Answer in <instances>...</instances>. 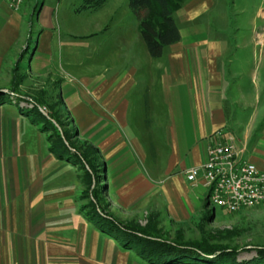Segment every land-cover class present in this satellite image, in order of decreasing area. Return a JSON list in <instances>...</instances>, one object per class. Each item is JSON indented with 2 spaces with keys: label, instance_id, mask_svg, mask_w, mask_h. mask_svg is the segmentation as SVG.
<instances>
[{
  "label": "crops",
  "instance_id": "obj_1",
  "mask_svg": "<svg viewBox=\"0 0 264 264\" xmlns=\"http://www.w3.org/2000/svg\"><path fill=\"white\" fill-rule=\"evenodd\" d=\"M25 9L13 12L0 1V264H156L124 246L129 237L101 234L80 212L74 171L49 153L28 111L4 102L2 96L21 102L52 95L38 86L31 90L39 95H27L25 83L57 85L74 127L104 154L109 218L168 243L175 241L165 239L169 228L189 222L205 237L204 222L220 216L185 171L230 138L264 172V61L253 68L231 59L225 34L202 24L203 0H184L173 14L179 41L161 57L151 58L140 34L114 13L104 24V77L87 87L66 83L49 8L39 12L37 43L22 69L31 35ZM248 212L264 217V206Z\"/></svg>",
  "mask_w": 264,
  "mask_h": 264
},
{
  "label": "rangeland",
  "instance_id": "obj_2",
  "mask_svg": "<svg viewBox=\"0 0 264 264\" xmlns=\"http://www.w3.org/2000/svg\"><path fill=\"white\" fill-rule=\"evenodd\" d=\"M98 1L26 0L23 7L26 5L25 10L28 15L26 20L30 25L31 35L28 39V55L22 69L27 68V63L37 43L40 32L39 12L49 8L54 11V17H56L54 20L56 23L55 44L59 48L57 52L61 67L59 71L60 74L63 72L68 74L64 78L62 75V80L64 79L66 83L78 82L81 85L85 82V87H87L88 82L97 80L101 76L104 77V24L108 17L116 13L114 18L116 20L119 18L120 22L123 21L127 31L136 35L140 33L138 21L128 7V0H101L100 3ZM203 3L205 11L201 18L202 24L209 23L212 29L216 26L213 30H220L225 34L231 44V59L249 61L253 68L259 65L258 62L264 61V0H203ZM146 18L156 29H160L156 10H150ZM120 35L117 40L122 41L124 38L121 33ZM37 86L44 89L51 87L47 90L52 91L49 99L31 98L29 101L19 102L18 99L11 101L6 96L2 97L5 103H14L22 111L29 112H27L28 117L39 125V134L49 145V153L63 167L74 171L80 193L77 200L80 212L88 222H91L95 230L104 234L98 228V225L100 227L99 219L101 221L106 217L112 220L108 217V211L111 210H105L110 206L111 200L104 192L106 191L104 157L102 156L104 154H96L97 151L91 143L83 139V133L74 127L66 108L61 107L60 99H56L60 96L57 95V90H59L57 85L46 84L34 87L30 83H25L27 95H39L36 90L33 92L31 90V88L40 89ZM35 104L40 106L39 110L42 113L33 108ZM44 118H50L61 130V138L55 142L56 144H54L56 139L51 138L55 130L50 122L45 123ZM62 132L66 138H63ZM53 147H55L54 152H52ZM260 206L264 205L256 207ZM251 209L230 214L215 208L216 214L220 217L215 221L206 220L202 225L206 244L236 249L238 262L253 259L256 252L252 247L264 248V217L251 212L243 213ZM112 212L123 222L134 220L132 214ZM142 215L140 214L141 218L138 217L141 220L136 218V221L143 223L142 217L144 216ZM123 224L131 228L130 224ZM196 224V222H189L182 228H169L165 239H172L175 240L172 242L179 243L199 242L200 235ZM135 228L133 227L134 230ZM177 229L180 232H177ZM244 247L246 250H240Z\"/></svg>",
  "mask_w": 264,
  "mask_h": 264
},
{
  "label": "trees",
  "instance_id": "obj_3",
  "mask_svg": "<svg viewBox=\"0 0 264 264\" xmlns=\"http://www.w3.org/2000/svg\"><path fill=\"white\" fill-rule=\"evenodd\" d=\"M92 0H86V2ZM99 3L101 0L98 1ZM184 0H128V7L138 21L140 36L146 46V50L151 58H159L163 49L179 41L178 28L174 22L173 14L180 8ZM150 10L158 13V24L160 29H156L148 20L147 15ZM39 110L40 106L35 104L33 107ZM29 113V112H28ZM28 113H26L28 115ZM32 113V112H31ZM39 113V115H41ZM33 119L30 121L32 122ZM45 123L52 126L55 133L51 138L58 142L61 138V130L49 118H44ZM63 138H66L62 132ZM50 139V138H49ZM48 139V140H49ZM57 149V148H56ZM53 147L52 152H54ZM92 218V217H91ZM91 220V219H90ZM93 221V220H92ZM98 228L105 234L129 237L131 240L126 242V247L134 246L135 250L151 263L156 264H264V248L252 247L256 256L248 261H237L238 251L234 248L209 246L202 237L199 242L179 243L166 242L164 240L151 239L147 228L141 229L128 228L116 222L104 218L99 219ZM140 236V237H138ZM151 236V237H150ZM240 250H246L241 248Z\"/></svg>",
  "mask_w": 264,
  "mask_h": 264
},
{
  "label": "built area",
  "instance_id": "obj_4",
  "mask_svg": "<svg viewBox=\"0 0 264 264\" xmlns=\"http://www.w3.org/2000/svg\"><path fill=\"white\" fill-rule=\"evenodd\" d=\"M19 12L26 0H0ZM186 180L207 191L208 204L234 214L264 205V172L243 157L232 139L214 144L207 150L206 161L185 171Z\"/></svg>",
  "mask_w": 264,
  "mask_h": 264
}]
</instances>
